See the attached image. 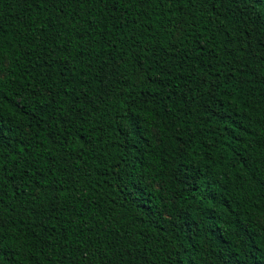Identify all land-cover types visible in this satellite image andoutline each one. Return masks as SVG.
Instances as JSON below:
<instances>
[{
  "label": "trees",
  "instance_id": "16d2710c",
  "mask_svg": "<svg viewBox=\"0 0 264 264\" xmlns=\"http://www.w3.org/2000/svg\"><path fill=\"white\" fill-rule=\"evenodd\" d=\"M261 11L0 0V264H264Z\"/></svg>",
  "mask_w": 264,
  "mask_h": 264
},
{
  "label": "snow or ice",
  "instance_id": "6c2138e0",
  "mask_svg": "<svg viewBox=\"0 0 264 264\" xmlns=\"http://www.w3.org/2000/svg\"><path fill=\"white\" fill-rule=\"evenodd\" d=\"M33 2H37V0H33ZM101 2L105 3V4L115 5L116 3L119 2V0H101ZM222 2H224V0H222ZM228 2H234V3H238V4H243V5L247 6V7L260 5L261 9H262V11H261V20H262V22H264V0H228ZM60 10L62 11V8ZM247 19L248 18L246 17L245 21H247ZM221 28H223V24L221 22H218L217 23V30H220ZM244 31L247 32V29H245ZM66 43H67V41H66ZM221 235H222V233H221ZM221 264H229V260L227 258H225L224 260L221 261Z\"/></svg>",
  "mask_w": 264,
  "mask_h": 264
}]
</instances>
